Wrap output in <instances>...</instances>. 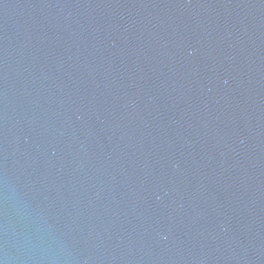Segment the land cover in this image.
I'll list each match as a JSON object with an SVG mask.
<instances>
[{"label":"water","instance_id":"water-1","mask_svg":"<svg viewBox=\"0 0 264 264\" xmlns=\"http://www.w3.org/2000/svg\"><path fill=\"white\" fill-rule=\"evenodd\" d=\"M0 264H264V0H0Z\"/></svg>","mask_w":264,"mask_h":264}]
</instances>
